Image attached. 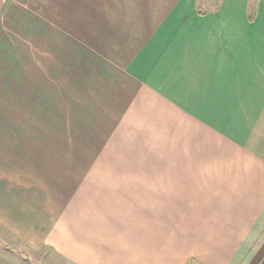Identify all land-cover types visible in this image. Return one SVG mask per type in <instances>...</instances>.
Instances as JSON below:
<instances>
[{
	"label": "crops",
	"instance_id": "obj_1",
	"mask_svg": "<svg viewBox=\"0 0 264 264\" xmlns=\"http://www.w3.org/2000/svg\"><path fill=\"white\" fill-rule=\"evenodd\" d=\"M0 226L69 264H264V0H0Z\"/></svg>",
	"mask_w": 264,
	"mask_h": 264
},
{
	"label": "rangeland",
	"instance_id": "obj_2",
	"mask_svg": "<svg viewBox=\"0 0 264 264\" xmlns=\"http://www.w3.org/2000/svg\"><path fill=\"white\" fill-rule=\"evenodd\" d=\"M0 264L69 263L58 259L49 248L43 245L27 244L0 226Z\"/></svg>",
	"mask_w": 264,
	"mask_h": 264
}]
</instances>
